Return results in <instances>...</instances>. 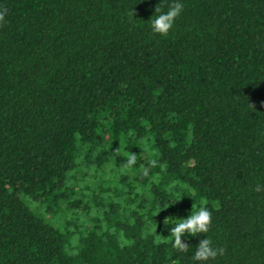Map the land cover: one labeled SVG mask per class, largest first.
Instances as JSON below:
<instances>
[{"label":"trees","instance_id":"trees-1","mask_svg":"<svg viewBox=\"0 0 264 264\" xmlns=\"http://www.w3.org/2000/svg\"><path fill=\"white\" fill-rule=\"evenodd\" d=\"M169 2L0 0V264H264V0Z\"/></svg>","mask_w":264,"mask_h":264},{"label":"clouds","instance_id":"clouds-1","mask_svg":"<svg viewBox=\"0 0 264 264\" xmlns=\"http://www.w3.org/2000/svg\"><path fill=\"white\" fill-rule=\"evenodd\" d=\"M184 10L183 0H170L167 6L155 8L157 13L150 22V31L161 37L169 35L173 29L177 18L182 15ZM132 18V13H130ZM5 12L0 10V22L4 21ZM135 162V156L129 154L127 163L131 165ZM255 193L264 192V181L257 182L251 189ZM178 200H173L170 204ZM206 202L201 200L197 207L192 208L188 214L181 218H169L171 227L170 234L171 247L179 252L185 253L189 244L186 242L188 237H195L197 243L191 253V264H215L217 257L224 255V248L218 247L214 240L207 235L212 227L213 217ZM155 229H153L154 232ZM201 236L203 238H201ZM183 237V239H182Z\"/></svg>","mask_w":264,"mask_h":264},{"label":"rangeland","instance_id":"rangeland-1","mask_svg":"<svg viewBox=\"0 0 264 264\" xmlns=\"http://www.w3.org/2000/svg\"><path fill=\"white\" fill-rule=\"evenodd\" d=\"M55 224H58V225H60V224H63V222H62V220L61 219H56V221H55Z\"/></svg>","mask_w":264,"mask_h":264}]
</instances>
